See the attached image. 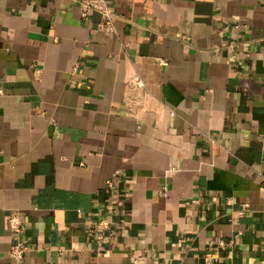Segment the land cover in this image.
Here are the masks:
<instances>
[{
    "label": "crops",
    "instance_id": "0c3cea01",
    "mask_svg": "<svg viewBox=\"0 0 264 264\" xmlns=\"http://www.w3.org/2000/svg\"><path fill=\"white\" fill-rule=\"evenodd\" d=\"M107 2L0 0V264H264V0Z\"/></svg>",
    "mask_w": 264,
    "mask_h": 264
},
{
    "label": "built area",
    "instance_id": "2783aa9c",
    "mask_svg": "<svg viewBox=\"0 0 264 264\" xmlns=\"http://www.w3.org/2000/svg\"><path fill=\"white\" fill-rule=\"evenodd\" d=\"M79 1L86 9H93L101 14L102 16V21L100 23L101 26H103L106 30L114 29V25H113L114 13L111 6L108 4L107 0H79ZM114 179L115 176L110 177L106 180L105 191L110 192L112 190ZM262 187L264 188V177L262 181ZM125 197L126 194H123L120 198H118L117 205L122 204ZM6 221L14 237V244L11 246L9 254L14 260H20L24 255L25 251L28 249V245L24 240H22L19 237L21 232V218L19 213L9 212L6 215ZM110 226H111L110 219L107 216L103 215L94 221L93 229L98 234V237L102 238V237H106L107 231L109 230ZM217 243L219 245H223L222 240H218ZM202 264H213L212 256L210 253H205L203 255Z\"/></svg>",
    "mask_w": 264,
    "mask_h": 264
}]
</instances>
